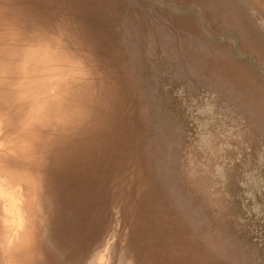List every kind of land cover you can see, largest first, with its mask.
<instances>
[{"label":"rangeland","instance_id":"obj_1","mask_svg":"<svg viewBox=\"0 0 264 264\" xmlns=\"http://www.w3.org/2000/svg\"><path fill=\"white\" fill-rule=\"evenodd\" d=\"M29 47L70 132L31 194L0 174V264H264V0H0Z\"/></svg>","mask_w":264,"mask_h":264},{"label":"bare ground","instance_id":"obj_2","mask_svg":"<svg viewBox=\"0 0 264 264\" xmlns=\"http://www.w3.org/2000/svg\"><path fill=\"white\" fill-rule=\"evenodd\" d=\"M14 50L7 51L8 57L4 62L0 58V174L9 181L17 179L24 187L25 194H31V182L36 183L37 176L34 173L37 174L43 148L70 132L67 121L62 120L66 116L63 109L64 98L67 97L65 93L59 96V88L66 87L68 95L67 86L77 72L69 67L64 72L61 67H53L56 59L49 49L29 47L20 51L21 59V55L16 58L19 52ZM67 101L69 100L66 99ZM67 108L68 105L65 109ZM1 195L0 192V197ZM22 221L17 215V218L13 216L12 223H7L12 238L19 242L25 236ZM13 241L15 240L8 238L5 243L12 247ZM12 248L16 251V248Z\"/></svg>","mask_w":264,"mask_h":264}]
</instances>
